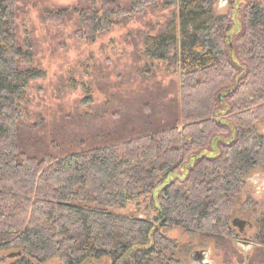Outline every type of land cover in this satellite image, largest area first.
Returning <instances> with one entry per match:
<instances>
[{"label":"trees","instance_id":"16d2710c","mask_svg":"<svg viewBox=\"0 0 264 264\" xmlns=\"http://www.w3.org/2000/svg\"><path fill=\"white\" fill-rule=\"evenodd\" d=\"M216 1L111 0L49 13L51 22L73 14L77 36L94 41L153 4L178 6L145 53L180 76L181 124L57 155L22 141L26 92L44 73L20 41L17 0H0V251L22 252L10 264H182L167 230L231 235L246 176L264 166V4L246 2L231 37L232 15H217ZM215 145L217 155H201ZM141 202L156 215L115 212Z\"/></svg>","mask_w":264,"mask_h":264},{"label":"rangeland","instance_id":"374dc122","mask_svg":"<svg viewBox=\"0 0 264 264\" xmlns=\"http://www.w3.org/2000/svg\"><path fill=\"white\" fill-rule=\"evenodd\" d=\"M129 8L131 0H114ZM249 0H217V15L231 14L240 27V9ZM264 4V0H260ZM111 0H17V25L20 41L35 48L34 67L43 77L30 83L27 92V128L22 141L27 149L52 151L57 155L88 148L100 143L118 142L152 130L181 124V81L170 75L164 63L150 60L145 53V39L163 31L176 17L178 6L151 5L144 13L134 15L94 41L80 39L77 17L64 14L63 21L51 22L47 16L56 10L73 7H97ZM178 19V18H177ZM225 111H222L223 118ZM264 133V119L259 122ZM32 126V127H31ZM30 127L32 130H30ZM83 145V146H82ZM35 151V150H34ZM218 154L215 145L201 155ZM264 166L254 168L245 179L234 218L247 220L245 233L232 225L228 236L190 234L182 228L166 231L175 241V257L182 264H194L196 250L210 251V264H264V194H257L248 177ZM157 194L155 195V197ZM118 214L139 218L156 215L149 202L117 210ZM232 219V220H233ZM264 232V231H263ZM249 244H246L244 242ZM11 250L0 251V257ZM7 259L2 264H10ZM52 258L43 264H61ZM89 264H114L110 258Z\"/></svg>","mask_w":264,"mask_h":264},{"label":"water","instance_id":"95a60500","mask_svg":"<svg viewBox=\"0 0 264 264\" xmlns=\"http://www.w3.org/2000/svg\"><path fill=\"white\" fill-rule=\"evenodd\" d=\"M252 226L250 222L247 220L241 219V218H234L232 220V225L234 227H237L240 232L244 231L246 228V225ZM244 242V241H243ZM246 244H249L247 242H244ZM204 253H210L209 250L207 249H201V250H196L194 253L191 255L192 262L194 264H210L209 260H207L208 256L205 257ZM22 255L21 251H11L3 256L0 257V261H6L7 259H15L17 257H20Z\"/></svg>","mask_w":264,"mask_h":264},{"label":"clouds","instance_id":"9594fccd","mask_svg":"<svg viewBox=\"0 0 264 264\" xmlns=\"http://www.w3.org/2000/svg\"><path fill=\"white\" fill-rule=\"evenodd\" d=\"M248 183L253 186L258 195L264 194V178H262L259 173L249 176ZM208 255V253H204L205 257H207Z\"/></svg>","mask_w":264,"mask_h":264},{"label":"flooded vegetation","instance_id":"af4514ba","mask_svg":"<svg viewBox=\"0 0 264 264\" xmlns=\"http://www.w3.org/2000/svg\"><path fill=\"white\" fill-rule=\"evenodd\" d=\"M239 232H240V231H239ZM241 233H245V230H244V231H242ZM2 262H3V261H0V264H2Z\"/></svg>","mask_w":264,"mask_h":264},{"label":"bare ground","instance_id":"6f19581e","mask_svg":"<svg viewBox=\"0 0 264 264\" xmlns=\"http://www.w3.org/2000/svg\"><path fill=\"white\" fill-rule=\"evenodd\" d=\"M194 253V252H193Z\"/></svg>","mask_w":264,"mask_h":264}]
</instances>
